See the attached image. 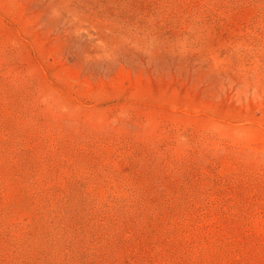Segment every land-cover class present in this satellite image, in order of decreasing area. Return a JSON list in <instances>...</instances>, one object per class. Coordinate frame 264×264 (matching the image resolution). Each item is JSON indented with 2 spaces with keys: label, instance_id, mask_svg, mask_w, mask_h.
<instances>
[{
  "label": "rangeland",
  "instance_id": "obj_1",
  "mask_svg": "<svg viewBox=\"0 0 264 264\" xmlns=\"http://www.w3.org/2000/svg\"><path fill=\"white\" fill-rule=\"evenodd\" d=\"M0 264H264V0H0Z\"/></svg>",
  "mask_w": 264,
  "mask_h": 264
}]
</instances>
